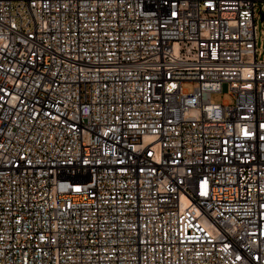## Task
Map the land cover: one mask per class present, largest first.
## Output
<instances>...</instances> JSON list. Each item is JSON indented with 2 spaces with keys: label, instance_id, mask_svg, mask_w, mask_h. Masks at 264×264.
Wrapping results in <instances>:
<instances>
[{
  "label": "built area",
  "instance_id": "obj_1",
  "mask_svg": "<svg viewBox=\"0 0 264 264\" xmlns=\"http://www.w3.org/2000/svg\"><path fill=\"white\" fill-rule=\"evenodd\" d=\"M258 16L0 0V264H264Z\"/></svg>",
  "mask_w": 264,
  "mask_h": 264
},
{
  "label": "rangeland",
  "instance_id": "obj_2",
  "mask_svg": "<svg viewBox=\"0 0 264 264\" xmlns=\"http://www.w3.org/2000/svg\"><path fill=\"white\" fill-rule=\"evenodd\" d=\"M259 17V16H258ZM264 26H262V21L261 18L259 17V21H258V45L262 46V50L264 52ZM185 90L188 92H193V85L190 83H187L185 85ZM212 99L217 102V103H229L231 104L233 102L232 97L228 94H214L212 96Z\"/></svg>",
  "mask_w": 264,
  "mask_h": 264
}]
</instances>
